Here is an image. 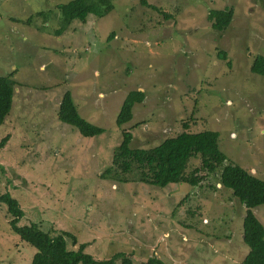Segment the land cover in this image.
I'll use <instances>...</instances> for the list:
<instances>
[{
  "label": "rangeland",
  "instance_id": "rangeland-1",
  "mask_svg": "<svg viewBox=\"0 0 264 264\" xmlns=\"http://www.w3.org/2000/svg\"><path fill=\"white\" fill-rule=\"evenodd\" d=\"M71 1L0 0V77L14 73L17 84L0 127V142L9 137L0 150V191L19 202L18 226L69 233L77 242L69 247L85 245L97 261L125 253L134 264L152 257L240 264L249 252L246 209L219 186L221 168L198 186L159 188L141 182L136 168L122 174L111 167L124 129L133 148L149 149L188 121L191 132L217 131L228 160L264 180V78L251 72L264 55L263 2L147 0L173 16L167 20L140 0H113L108 15L64 28L58 6ZM227 7L234 19L217 32L208 13ZM133 90L146 100L119 128L120 106ZM66 92L104 134L85 138L58 119ZM255 212L264 224V205ZM9 222L0 204V264H30L36 250Z\"/></svg>",
  "mask_w": 264,
  "mask_h": 264
},
{
  "label": "trees",
  "instance_id": "trees-1",
  "mask_svg": "<svg viewBox=\"0 0 264 264\" xmlns=\"http://www.w3.org/2000/svg\"><path fill=\"white\" fill-rule=\"evenodd\" d=\"M261 2L264 4V0ZM140 4L163 14L167 20L173 18L170 14L150 5L147 0H140ZM114 9L113 0H73L58 6L64 28L69 27L74 21L87 23L91 16L100 19ZM234 16V9L227 7L223 10H210L207 19L213 30L223 32L230 27ZM114 37L115 33H112L109 40ZM220 56L226 59L227 55L222 52ZM251 72L264 78V55H258L254 59ZM14 75L13 73L8 77H0V127L4 125L13 109L17 88ZM145 100L144 91H130L120 106L116 118L117 126L122 128L130 123L134 117V107ZM57 116L63 124L75 128L85 138H96L105 132L104 128L90 123L81 116L70 92H66L62 97ZM190 129L191 123L184 122L182 132L149 149L133 148L134 136L130 130L124 129L122 142L113 153L112 170L130 174L136 168L143 177L141 182L166 188L169 185H201L208 175L221 168L219 186L230 190L234 198L246 209L242 238L249 252L240 264H264V224L255 212L258 207L264 205V180L228 160L220 149V136L217 131L204 130L194 133ZM8 140L9 137L1 140L0 150L5 147ZM193 159H197L198 164L188 173ZM0 204L7 207L13 232L36 250L30 264H134L132 258L125 253H118L109 260L97 261L84 252L85 245H80L77 250L71 249L69 242L72 241L73 247L77 246V242L74 236L66 232L53 235L51 232L43 231L37 224L19 227L24 212L19 202L9 193L0 191ZM145 264L166 263L152 257Z\"/></svg>",
  "mask_w": 264,
  "mask_h": 264
}]
</instances>
